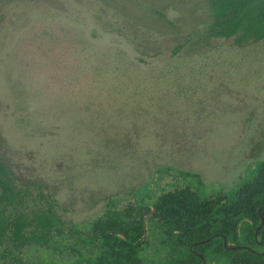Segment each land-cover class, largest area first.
<instances>
[{
	"label": "rangeland",
	"instance_id": "1",
	"mask_svg": "<svg viewBox=\"0 0 264 264\" xmlns=\"http://www.w3.org/2000/svg\"><path fill=\"white\" fill-rule=\"evenodd\" d=\"M207 13L205 0H0V153L19 182L84 226L149 189L197 186L180 171L205 197L252 178L264 41L206 39Z\"/></svg>",
	"mask_w": 264,
	"mask_h": 264
},
{
	"label": "trees",
	"instance_id": "2",
	"mask_svg": "<svg viewBox=\"0 0 264 264\" xmlns=\"http://www.w3.org/2000/svg\"><path fill=\"white\" fill-rule=\"evenodd\" d=\"M205 1L206 39L264 41V0ZM180 173L199 183L188 180L155 197L149 189L150 200L112 204L79 226L62 217L50 191L35 181L20 183L0 153V264H53L52 258L60 264H156V258L163 264H201L202 257L220 264H264V243L256 242L262 220L264 227V160L232 192L208 197L200 192L198 173ZM152 210L159 220L150 218L155 223L145 227L144 216ZM224 237L228 246L234 242L256 251L229 248Z\"/></svg>",
	"mask_w": 264,
	"mask_h": 264
},
{
	"label": "flooded vegetation",
	"instance_id": "3",
	"mask_svg": "<svg viewBox=\"0 0 264 264\" xmlns=\"http://www.w3.org/2000/svg\"><path fill=\"white\" fill-rule=\"evenodd\" d=\"M223 194H225V193H223ZM148 196V195H147ZM224 197H226V196H224ZM151 199H154L153 197L151 198ZM144 200H150V198H149V196L147 197V198H145V199H139V200H137V203H139V204H142L143 203V201ZM136 203V202H135ZM153 211V214L152 215H150V213L149 214H147V215H145L144 216V226L146 227L149 223H150V225H152V224H154L155 223V220L158 222V217H156V215L154 214V210H152ZM150 218H155V220H152V219H150ZM263 224V223H262ZM261 228V225H260V227H258V229H257V231H256V242L259 244V245H263V243H264V227L263 228H261V233H262V235L261 236H258V232H259V229ZM145 233H148V231L146 230V232ZM225 238L226 237H224V244H225ZM231 243H233V244H231V246H234V245H236L234 242H231ZM228 244V239L226 238V246H228L227 245ZM157 263L156 264H163V263H160L159 262V258H156V259H154ZM201 264H220L219 262H217V263H215V262H213V260H206L205 258H203L202 257V259H201Z\"/></svg>",
	"mask_w": 264,
	"mask_h": 264
},
{
	"label": "water",
	"instance_id": "4",
	"mask_svg": "<svg viewBox=\"0 0 264 264\" xmlns=\"http://www.w3.org/2000/svg\"><path fill=\"white\" fill-rule=\"evenodd\" d=\"M152 214H153V211L150 212V215H152ZM262 223H263V220H262L261 224ZM260 225L258 227H260ZM204 241H206V240H202L201 242H204ZM196 243H198V242H194L193 244H196ZM225 245H226V238H225ZM227 247H229V248H246V249H249V250H252V251H256L253 247H251L249 245H243V244H236L234 246H227Z\"/></svg>",
	"mask_w": 264,
	"mask_h": 264
}]
</instances>
